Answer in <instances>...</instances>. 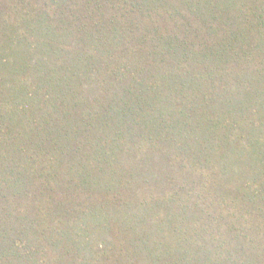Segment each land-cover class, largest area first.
I'll list each match as a JSON object with an SVG mask.
<instances>
[{"label": "trees", "instance_id": "16d2710c", "mask_svg": "<svg viewBox=\"0 0 264 264\" xmlns=\"http://www.w3.org/2000/svg\"><path fill=\"white\" fill-rule=\"evenodd\" d=\"M0 264H264V0H0Z\"/></svg>", "mask_w": 264, "mask_h": 264}, {"label": "rangeland", "instance_id": "374dc122", "mask_svg": "<svg viewBox=\"0 0 264 264\" xmlns=\"http://www.w3.org/2000/svg\"><path fill=\"white\" fill-rule=\"evenodd\" d=\"M187 71H188V70H185L184 73L187 72ZM184 73H183V74H184ZM186 80H187V79H186ZM187 81H188V80H187ZM187 86H188V84H187ZM241 89H244L245 92H247V89H245V88H243V87H241ZM229 95L232 96V94H230V93H229ZM229 98H230V97H229ZM162 224H163V225H164V224H167V225H178V224L176 223V221H175L172 217H169V218H168L166 221H164ZM129 234H130V233H129Z\"/></svg>", "mask_w": 264, "mask_h": 264}]
</instances>
